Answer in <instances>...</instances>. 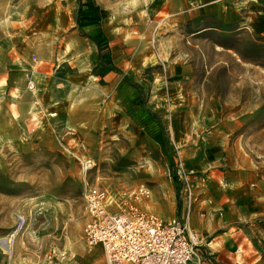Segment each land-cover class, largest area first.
I'll list each match as a JSON object with an SVG mask.
<instances>
[{
  "label": "rangeland",
  "instance_id": "obj_1",
  "mask_svg": "<svg viewBox=\"0 0 264 264\" xmlns=\"http://www.w3.org/2000/svg\"><path fill=\"white\" fill-rule=\"evenodd\" d=\"M8 1L14 7L7 4L5 16L30 26L47 22L55 2ZM63 2L61 24L76 29L75 65L60 69L71 74L70 119L54 122L55 142L0 144V264H84L92 249L84 239L89 186L119 195L144 184L150 195L142 207L187 223L179 153L197 151L188 164L201 170L205 142L228 157L243 155L264 187V49L248 52L260 62L244 59L216 43L232 37L188 35L216 19L195 25L175 19L170 26L151 20L143 0ZM235 27L228 26L245 50L261 37ZM102 54L121 71L98 76Z\"/></svg>",
  "mask_w": 264,
  "mask_h": 264
},
{
  "label": "crops",
  "instance_id": "obj_2",
  "mask_svg": "<svg viewBox=\"0 0 264 264\" xmlns=\"http://www.w3.org/2000/svg\"><path fill=\"white\" fill-rule=\"evenodd\" d=\"M143 2L142 11L151 20L170 26L175 19L199 24L212 18L264 35V0ZM16 3L23 5L24 0ZM7 4L14 7L8 0H0V144L14 139L55 142L54 122L58 117L70 119L67 90L71 74H62L60 69L75 65L71 60L75 57L76 29L61 24V16L67 10L63 0L47 6V22L33 26L15 15L5 16ZM37 11L42 12V7ZM207 32L220 31L204 24L187 33L196 36ZM30 76L36 81L33 90L27 86ZM100 109H104L103 100ZM204 147L203 154L198 155L201 170L188 164L197 151L183 155L185 166L196 169L194 208L187 223L202 237L197 246L199 255L204 264H264V187L257 171L243 155L228 157L223 149L208 142ZM195 185L199 187L197 193ZM63 252L66 251L60 255ZM84 264H106L103 247H92Z\"/></svg>",
  "mask_w": 264,
  "mask_h": 264
},
{
  "label": "built area",
  "instance_id": "obj_3",
  "mask_svg": "<svg viewBox=\"0 0 264 264\" xmlns=\"http://www.w3.org/2000/svg\"><path fill=\"white\" fill-rule=\"evenodd\" d=\"M27 86L32 90L36 88L32 76ZM177 173L186 192L189 217L194 202L196 169L185 166L181 153ZM149 195L150 190L144 184L119 195L99 186L87 187L84 191V239L87 245H101L106 264H204L197 251L202 237L185 221L164 219L142 207L141 199ZM202 216L205 217V213ZM24 221L21 215L19 227Z\"/></svg>",
  "mask_w": 264,
  "mask_h": 264
},
{
  "label": "trees",
  "instance_id": "obj_4",
  "mask_svg": "<svg viewBox=\"0 0 264 264\" xmlns=\"http://www.w3.org/2000/svg\"><path fill=\"white\" fill-rule=\"evenodd\" d=\"M231 24H225L222 22H217V23H206V27H211L214 28V30H218L221 32V34L227 39V38H233L234 42H226L224 40H218L216 41V43L224 48L227 49H233L236 53H238L242 58L244 59H249V60H253L254 62H260L259 59H255L253 57H251L248 53L250 50H259V49H264V35L261 34V37H258L256 41H252L250 42L247 46H246V50L241 48L238 44L241 41V37L239 38V33H235L232 32V30H230L228 28V26ZM236 27L233 29L235 30ZM92 39L96 40L93 36H91ZM98 44L99 41H97ZM101 59V63L104 65L105 69H103L100 73H98L99 75H106L109 71H118L120 72L121 70L114 66L112 64V61L110 59H105V57L103 56V54L100 57ZM264 64V63H262ZM135 84V83H134ZM136 85V84H135ZM152 115H154L153 113H151ZM180 186V185H179ZM178 186V187H179Z\"/></svg>",
  "mask_w": 264,
  "mask_h": 264
}]
</instances>
